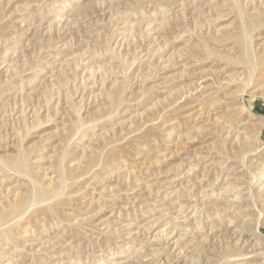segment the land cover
I'll use <instances>...</instances> for the list:
<instances>
[{"label":"rangeland","instance_id":"obj_1","mask_svg":"<svg viewBox=\"0 0 264 264\" xmlns=\"http://www.w3.org/2000/svg\"><path fill=\"white\" fill-rule=\"evenodd\" d=\"M0 226V264H264V0H0Z\"/></svg>","mask_w":264,"mask_h":264},{"label":"bare ground","instance_id":"obj_2","mask_svg":"<svg viewBox=\"0 0 264 264\" xmlns=\"http://www.w3.org/2000/svg\"><path fill=\"white\" fill-rule=\"evenodd\" d=\"M244 46H245V45H244ZM246 51H247V50H246ZM250 60H251V59H250ZM21 159H22V158H21ZM17 161H18V160H17ZM1 165H2V163H1ZM7 165H8V164H7ZM7 165H6V166H7ZM3 166H4V165H3ZM21 167H23V164H22V163H21ZM11 169H12V168H11ZM8 170H10V168H8ZM14 170H15V169H14ZM32 182H33V181H32ZM32 184H33V183H32ZM33 186H34V187H33L32 189H34L35 187H38V186L35 185V183H34ZM38 190H39V189H38ZM33 192H34V191H33ZM35 192H37V191H35ZM40 194H41V193H40ZM35 195H36V194H35ZM37 195H38V194H37ZM40 196H41V195H40ZM38 198H39V197H38ZM30 199H31V198H30ZM31 200H33V199H31ZM31 200H30V201H31ZM30 201H29V202H30ZM29 202H28V203H29ZM28 203H27V204H28ZM32 204H33V203H32ZM23 206H24V205H23ZM23 206H22V209H23ZM29 206H31V205L29 204ZM25 211H26V210H25ZM13 212H14V211H13V208L11 207V212H10V213H13ZM21 212H22V210H21ZM27 212H28V211H27ZM16 214H17V212H16ZM23 214H24V213H23ZM201 214H202V213H201ZM14 216H15V215H14ZM19 217L21 218V214H20ZM13 218H14V217H13ZM15 219H17V218H15ZM18 219H19V218H18ZM12 222H13V221H12ZM17 222H18V221H17ZM17 224H18V223H17ZM5 225H6V224H5ZM1 226H2V225H1ZM1 226H0V227H1ZM3 226H4V225H3ZM6 226H7V225H6ZM8 226H9V225H8ZM3 228H6V227H3ZM4 230H5V229H4ZM4 234H5V233H4ZM4 237H5V236H4ZM39 245H40V244H39Z\"/></svg>","mask_w":264,"mask_h":264}]
</instances>
